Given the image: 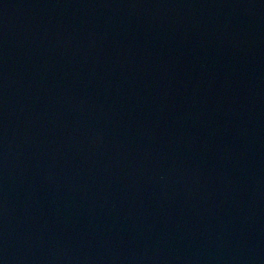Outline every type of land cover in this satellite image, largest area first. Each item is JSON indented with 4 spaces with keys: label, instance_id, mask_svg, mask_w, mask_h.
<instances>
[{
    "label": "water",
    "instance_id": "water-1",
    "mask_svg": "<svg viewBox=\"0 0 264 264\" xmlns=\"http://www.w3.org/2000/svg\"><path fill=\"white\" fill-rule=\"evenodd\" d=\"M0 264H264V0H0Z\"/></svg>",
    "mask_w": 264,
    "mask_h": 264
}]
</instances>
